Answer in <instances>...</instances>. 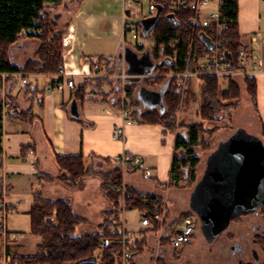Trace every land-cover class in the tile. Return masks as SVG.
I'll use <instances>...</instances> for the list:
<instances>
[{
    "label": "crops",
    "instance_id": "crops-1",
    "mask_svg": "<svg viewBox=\"0 0 264 264\" xmlns=\"http://www.w3.org/2000/svg\"><path fill=\"white\" fill-rule=\"evenodd\" d=\"M149 5V0H66L64 7L70 13L68 18L60 20L61 10L59 12L57 9L51 10V13L54 12L53 15L60 16L58 24L65 32L64 37L69 39V43L64 44L63 37V74L38 73L28 77L30 85L26 89L20 86L22 74L0 75V99H3L4 103L3 155L0 176L7 190L3 201L12 209L7 219V228L10 232L18 234L17 240L8 246L9 251L14 255H33L35 251L25 253L26 241H33L35 250L41 241L40 236L32 233L30 212L35 202L34 192L38 189L39 172L52 175L59 173L55 159L56 154L64 156L83 155L85 167L102 164V167L107 170L115 166L113 160L117 156L126 153L140 156L143 159L144 167L125 169L123 171L124 183L140 193L161 196L167 202L168 213L162 238H167L173 227L182 222L183 214L188 212L183 208L178 211L177 217L171 218L169 211V198H171V191L175 186L170 185V174L175 155L176 134L167 130L162 124L139 121L141 113L153 110L163 113L165 110V93L169 86L166 80L158 88H150L143 83V79L153 74L157 66L151 53V47L146 44L148 40L143 37L145 30L142 31L137 27L140 22L150 16ZM214 6L212 4L209 9H214ZM237 6L240 41L247 45L250 44V37L254 32L259 30L264 32V0H239ZM134 33L137 34V38L134 37ZM135 46H142V48L135 49ZM37 47L38 42L35 40H21L12 47V62L23 65L34 57ZM262 53L264 55V41ZM127 54L133 55L139 63V67H135V70L128 66ZM111 61H113V68L111 69L113 74L103 77L91 76L93 62L104 66ZM8 76L11 77L7 80ZM108 76L117 77L118 84L115 85L111 95V98H115V100L87 99L83 102L77 101L79 117L73 116L71 108L73 100H75L73 98L76 89L84 84L87 78H108ZM68 79L75 81L76 89L65 86L63 90L47 91L50 83L54 84L58 80L66 81ZM239 79L245 83L247 92L246 81L242 78ZM193 80L194 77L190 78L188 83L191 84ZM197 80L203 83V79L197 78ZM254 80L257 86L255 107L250 102L258 123L255 124L254 129L239 126L231 131L226 138L230 137L237 129L242 128L263 140L264 73L259 74ZM125 81L136 85L133 88L135 89L134 94L132 92L131 95V99L134 100V104H132L134 107L132 106L133 109L130 113L131 123L126 122L123 114L124 104L122 102L125 101V94L121 95L124 93L121 90H123L122 86L125 85ZM201 83L197 84V93L200 92ZM108 85V82L103 84V90L107 93L111 91ZM90 88L93 89L94 87L90 86ZM143 92L150 97L151 93H154L155 96L154 98L151 97V101L143 102L141 100L144 95ZM9 97L16 100L19 110H32L35 116L34 121H25L11 116L7 112L9 107L6 108L5 104L6 101H11ZM121 98V104H117L116 102ZM158 98H160L159 101H157ZM199 109L198 112H200ZM184 112L182 111L179 117H183ZM179 120L181 119L179 118ZM224 121L225 119L209 121L205 126L209 129L214 125L215 127H223ZM122 125L125 128L124 137L114 139L115 129ZM30 150H33L34 153L29 154ZM203 175L204 170L198 180L202 179ZM91 179H97L100 188L101 181L98 178ZM89 185H95V182H90ZM60 187L64 189L59 183L46 185L45 197L55 199V194ZM175 187L178 189L177 186ZM193 189L194 187L189 188L185 192L187 191L188 194L191 216L196 218V214L190 207V196ZM179 192L181 197L177 194L176 198H182L183 190L178 189ZM64 195H60V197ZM102 197L106 200L103 192ZM103 201L94 200L91 204L88 203L91 206V212H93L92 216L95 211L102 213L104 210L110 209L106 206L105 201V205L103 204ZM85 204L87 205L86 202ZM126 211L121 214L119 223L124 231L130 234L131 243L135 240V243L140 244H145L146 240L148 244L157 243L160 229L159 227L156 228V222L152 220L149 227L142 226L141 220L145 215L140 212L141 220L137 232L129 230L126 227V218H124ZM81 215L93 220L84 212ZM102 221L100 220L99 223ZM197 231L198 226L193 238ZM162 238L160 239L161 243ZM204 239L208 244L215 241L209 242L206 238ZM189 243L177 251L185 249ZM240 243V237L235 239L231 248L237 261L233 263L229 261V264H254V260H258L256 253H253V261L244 259ZM162 244L159 246L161 247ZM162 246L165 249L171 248L169 241L166 246ZM236 246L237 248H235ZM96 252L99 253L96 254L95 262L99 264L103 259L104 252L100 249H97ZM135 256L128 262L134 260ZM170 264L178 263L172 261Z\"/></svg>",
    "mask_w": 264,
    "mask_h": 264
},
{
    "label": "trees",
    "instance_id": "trees-1",
    "mask_svg": "<svg viewBox=\"0 0 264 264\" xmlns=\"http://www.w3.org/2000/svg\"><path fill=\"white\" fill-rule=\"evenodd\" d=\"M65 1L0 0V75L35 73L38 69L43 74L60 73L64 65L63 37L65 32L59 26L58 20L51 13V10L65 5ZM150 1L155 3L158 8H163L160 18L152 27L146 28L143 22H140L137 27L142 31L145 30L143 37L153 43L151 53L155 63H157L155 71L162 73L165 69L166 73L168 71L170 74L184 72L188 67L191 45L192 54L195 55H192L190 60V66L193 68V60L201 55V43L206 34L202 29L194 28L190 24L192 12L184 10L175 16L176 20H173L168 17L171 13L170 7L162 4V0ZM226 14L237 19L238 6L235 2L228 1ZM228 37L236 67L238 65V51L242 46L237 20L235 25L231 27ZM21 40H35L38 42V47L33 58L23 65H17L12 62L11 50ZM177 41L176 47L173 46V43ZM141 48L142 46H135V49ZM175 52L177 53L176 60L174 59ZM165 76L161 77V80L165 79L169 83L165 93V110L163 113L156 110L141 113L139 121L162 124L167 130L176 134L170 185L183 186L181 182H185L186 185H194L198 180L197 169L201 163V157L197 154L196 148L201 144V139L208 130L202 123L180 124L178 113L186 101L195 97V92L190 86H187L185 94H183L182 89L176 86V76L168 78ZM10 77L8 76V79ZM202 79L203 84L200 89L201 117L204 120L225 119L230 114L231 109L238 106L241 95L240 86L234 81H229L226 90L220 92L215 76L206 75ZM105 82H108L107 78H87L86 82L76 89L73 99L79 102L87 99L115 100V98L108 96L110 92H104L105 94L101 95L93 91H85L88 84L99 83V86H102ZM246 85L247 92L251 95L255 105L256 81L247 79ZM126 92L125 101L119 100L116 103L121 104L122 102V104L131 107L134 104L131 99L132 90L127 89ZM9 99L11 105L8 108V113L11 116L25 121H34L35 116L32 110H19L16 100L10 97ZM224 100L231 102L224 103ZM3 114L4 103L0 99V170L2 169L1 158L3 155ZM179 128L181 130L178 132ZM55 159L59 174L54 176L39 172L38 189L34 192L35 202L30 212L32 233L40 236L41 241L37 244L33 255H14L12 264H97L95 253L104 238H110L114 242L108 250L104 251L103 259L99 264H117L120 259L116 253L121 245L116 240L122 238L123 228L117 224L112 229V219L119 220L125 210L132 209H138L144 215L151 216L153 212L160 210L163 198L158 195L140 193L133 187L125 185L123 170L117 166L109 170L104 169L102 164L85 167L83 155L64 156L56 154ZM92 177L99 178L101 181L100 188L112 207L104 211V222L99 225L97 232L79 233V227L91 224L90 220L74 213L70 199L65 197L46 198L43 188L48 183L60 181L71 190H79L85 181ZM123 186L124 191L121 189ZM6 192L3 179L0 176V203L3 201ZM190 215L186 213L182 217ZM156 228H158L157 224ZM162 243L168 244V238H162ZM8 246L7 250H9ZM130 247L133 256L141 251V248H137L133 243L130 244ZM174 251L175 253L178 252L177 249Z\"/></svg>",
    "mask_w": 264,
    "mask_h": 264
},
{
    "label": "rangeland",
    "instance_id": "rangeland-1",
    "mask_svg": "<svg viewBox=\"0 0 264 264\" xmlns=\"http://www.w3.org/2000/svg\"><path fill=\"white\" fill-rule=\"evenodd\" d=\"M57 10H58L57 12L61 10V13H62L60 20L68 18L70 16V13L65 10L64 5H62ZM52 14H54V12H52ZM59 26L61 27L60 24ZM146 44L149 47H152L153 45V43L150 41H148ZM38 73H41L40 69H38L35 73L22 74V77L25 75L27 77H32L33 75H37ZM111 73L112 72L110 71L108 75H111ZM169 74L170 73L168 71L166 73L165 69L162 73H160L159 71H155L150 76L145 77L143 79V83L148 85V87L150 88H158L165 81V79L161 80V77H164V75H166L165 78H168ZM107 79H108V84H109L108 86L111 90L110 94L108 95L110 97L112 93L114 92V87L116 84H118V81H117L116 76H113L112 78L108 76ZM198 79H201V78H198ZM236 81H237L236 84H238L241 88V95H240V100H239L237 108L231 109L230 114L225 118L224 123H222L223 127H215L214 125L212 126L211 129L206 127L205 124L208 123L209 121H219V120H204L201 117V110L199 109L200 103H201L200 102V92L197 93L196 91L198 90L197 84H200L201 82H199L197 78L194 77V80L191 82V84L190 82L189 84H187V86H190L192 90L195 92V97L191 98L189 101H186L185 105L182 106L181 110L178 113V116H180L182 111H185V112L183 113V117H179L181 119L179 120L181 123L180 122L179 123L180 124L202 123L208 130V132H205V134L203 135L201 139L202 140L201 144L196 148L197 154L201 157V163L199 164L198 169H197L198 179L201 177L203 170L205 174L203 175V180L205 182L202 181L198 185L197 187L198 190H203V188L206 187L207 182H208L209 177H208V168H207V160H206V158H208L207 155L215 147L217 148L220 142H226V140L229 138V137L228 138L226 137L231 133V131H233L237 127L245 126L248 129L250 128L254 129L256 126L255 124L258 123L256 122L254 110H252L251 108V102L253 104V107L255 106L252 101L251 95L246 92L245 83L242 82V80L238 78L236 79ZM124 84H125L124 86L121 85L123 87V90L121 91H124V93H121V95L125 94L126 96L127 89H131L134 94L135 89L133 88H135L136 85H133L129 83L128 81H125ZM202 84L203 83H201V86ZM90 86L94 88L91 89ZM85 91L87 92L93 91L101 95L107 93L106 91L103 90V84L102 86H99V83L88 84ZM182 93L185 94V92H182ZM119 100H122V98L118 99V102ZM159 100L160 98H158L157 101ZM229 102L231 101L224 100V103H229ZM232 102H236V101H232ZM8 103L11 105V101L10 102L6 101L5 104H8ZM132 106L134 107V105ZM132 106L130 107L131 110L133 109ZM198 109L200 110V112H198ZM180 130L181 128L178 129V132ZM248 134L251 137L253 135L250 132H248ZM262 137L264 140L263 133H262ZM204 166H205V169H204ZM122 170L125 171L124 169ZM57 175H54V176H57ZM94 178H97V177H94ZM88 179L89 180H87L86 185L84 184L82 188L80 189L81 191L71 190L67 188L66 186H64V184L60 181L48 183V184L59 183L64 187V189L60 187L59 191L57 192V194H55V196L57 198V197H60V195L65 194L64 196H61V197L68 198L72 201L73 210L76 215L82 216L81 213L84 212L93 219V220H90L91 224L81 225L78 230L79 233L97 232L99 225L102 222H104V211L105 210L102 213L95 211L94 215L92 216L93 212H91L92 211L91 206H89L88 204V203L91 204V202H94V200L95 201L104 200V198L102 197V190H100L99 185H98L99 181L97 179H91V178H88ZM90 182H95V185H89ZM181 184L183 186H180V185H175V186H177L178 189L183 190L182 198H176L177 194H178L177 196L181 197V193L180 192L178 193V189L175 186L173 187V190L171 191L172 192L170 196L171 198H169V211L171 214V218L177 217L176 215L178 211L182 210L183 208L188 211L187 212L188 214H191L189 211L190 208H189V203H188L189 202V199L187 196L188 194H187V191L185 192V190L189 188H193L196 184L186 185L185 182L183 183L181 182ZM44 189L45 187L43 188V193L45 195ZM204 192L207 194L210 193V191H208L206 188ZM104 201L107 204L106 205L107 207L109 208L112 207V204L109 203L107 199ZM104 201H103V204L105 205ZM85 202L87 203L88 206L85 204ZM162 203H165V201L163 200ZM263 211H264V207L259 209L254 214H251L248 216L235 217L233 219V222L230 224V227H228L223 233H221L215 239L214 243H211V244H208L206 240L204 239L206 238L205 231H208L209 225L201 228L200 220L194 217V219L196 220L197 226H198V231L195 237L192 239V241L186 246L185 249L183 248L182 251L178 250V252L175 253V251L171 248L165 249L164 246L162 245L166 246L167 244H162L159 240L157 243L153 242L152 244H148L146 240L145 244H142V245H140V243H137V242L135 243L136 241L135 240L132 243L135 244L137 248L139 247L141 248L140 253H138L135 256L134 260L130 261L131 263L130 262L124 263L122 261H118L117 264H170L172 261H175V262L177 261L178 264H229L230 263L229 261H231L232 263L237 261V258H235L234 255L232 254L231 247H233V243L235 239H237L238 237H240L241 253H243L242 255L243 258L253 261L254 260L253 253L255 252L258 257V260H254V264H264V252H263L264 251V213ZM124 218H126V227L129 230H134L137 232L139 228V222L141 220L140 211L138 209L127 210L125 212ZM100 220H103V221L99 223ZM117 222H120V219ZM114 226L116 225L113 224L112 229L114 228ZM26 242H27V248L24 250L25 253L28 254V253L34 252L35 243L33 241H26ZM0 243H1L0 250L2 251L4 250V242L2 241V239H0ZM159 244H162L161 247L159 246ZM98 253L97 252L95 253V260L97 259L96 254L98 255Z\"/></svg>",
    "mask_w": 264,
    "mask_h": 264
},
{
    "label": "built area",
    "instance_id": "built-area-1",
    "mask_svg": "<svg viewBox=\"0 0 264 264\" xmlns=\"http://www.w3.org/2000/svg\"><path fill=\"white\" fill-rule=\"evenodd\" d=\"M228 1H233L237 4L239 0H162V4L168 5L171 9V13L175 16L184 10H190L193 14L190 24L194 28L202 29L209 41V44L202 41L201 55L196 59L194 58L193 68L190 66V60L193 55L191 45L187 69L182 73L169 74V77L176 76V86L181 88L183 92L186 91L188 81L192 77L202 79V77L206 75L215 76L218 80L220 92H222L228 87L229 81L237 83V78H242L245 81L247 79H255L259 74L264 73V55L262 53L264 32L260 30L251 35L250 44H242L238 51V65L235 67L233 59L234 54L230 49V38L228 36L231 27L235 25L237 19L226 14V5ZM212 4L215 5L214 9H209ZM157 11V5L150 1L149 17L155 16ZM134 37L137 38L136 33H134ZM68 43V37H64V44ZM177 44L178 41L174 42L173 46L176 47ZM176 55L177 53L175 52V60L177 58ZM92 67L91 76H107L113 68V61L104 66L96 62L92 64ZM63 71L64 65L60 71L61 75ZM29 85V78L26 75L23 76L20 82L21 88L26 89ZM65 86L70 89H76L75 81L73 79H68L66 81L58 80L54 84L50 83L47 91L52 92L55 89L63 90ZM123 106V114L127 120L126 122L131 123L129 116L131 108L126 104ZM6 107H10V104H6ZM124 135L125 128L124 125H122L115 129L113 137L114 139H122ZM33 153V150L29 151V154ZM113 162L115 166L124 170L129 168L140 169L144 167L143 159L140 156L128 153L115 157ZM121 189L124 191V186ZM11 212L12 209L2 201L0 203V239L4 242V250H0V264H12L14 258V254L7 250V246L18 238V234L10 232L7 228V219ZM167 213L168 204L165 202L161 205L160 210L153 212L151 216L145 215L141 220V224L144 227H149L152 220L156 222L160 229L159 241L164 236ZM117 221L116 219H112V224H120ZM196 227L197 223L193 216L184 217L182 222L175 225L167 235L169 246L173 249L182 248L192 240ZM113 242L114 241L110 238H104L101 240L98 249L104 252L112 246ZM116 242L121 245V248L116 253L120 261L126 263L131 260L133 258V253L130 247V234L123 229L122 238L116 240Z\"/></svg>",
    "mask_w": 264,
    "mask_h": 264
},
{
    "label": "water",
    "instance_id": "water-1",
    "mask_svg": "<svg viewBox=\"0 0 264 264\" xmlns=\"http://www.w3.org/2000/svg\"><path fill=\"white\" fill-rule=\"evenodd\" d=\"M162 10L159 7L155 16L145 18L142 21L144 26L149 28L155 25ZM54 17L59 20L60 16ZM168 17L176 20L173 13ZM203 41L209 44L206 37H203ZM126 61L134 70L139 67L131 54H127ZM154 96L151 93V97ZM151 97L144 94L141 100L148 102ZM71 112L73 116L79 117L76 100H73ZM207 168L209 178L205 188L210 193H205V188L197 189L204 181L202 177L195 183L190 207L199 217L201 228L209 225L205 236L207 241L212 242L229 227L233 218L256 213L264 205V142L260 137H251L239 128L208 155Z\"/></svg>",
    "mask_w": 264,
    "mask_h": 264
},
{
    "label": "flooded vegetation",
    "instance_id": "flooded-vegetation-1",
    "mask_svg": "<svg viewBox=\"0 0 264 264\" xmlns=\"http://www.w3.org/2000/svg\"><path fill=\"white\" fill-rule=\"evenodd\" d=\"M251 214H254V213H250V214H243V215H239V216H248V215H251ZM237 217V216H236ZM196 218H198L199 219V217L196 215ZM234 219V218H233ZM232 222H233V220H232ZM235 248H237V246L235 247Z\"/></svg>",
    "mask_w": 264,
    "mask_h": 264
}]
</instances>
